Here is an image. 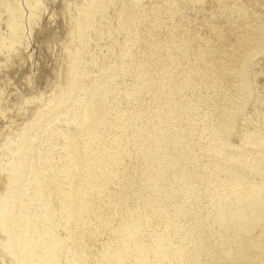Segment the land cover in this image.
<instances>
[{
	"label": "rangeland",
	"instance_id": "374dc122",
	"mask_svg": "<svg viewBox=\"0 0 264 264\" xmlns=\"http://www.w3.org/2000/svg\"><path fill=\"white\" fill-rule=\"evenodd\" d=\"M82 1L41 0L38 12L41 18L32 32L31 46L19 54L13 53L9 60L0 56V163L4 151L10 149L6 143L8 137L17 140L21 125L33 119L70 81L71 53L82 41L75 18L76 7ZM124 7L129 18L127 26L120 22ZM110 13V24L93 32L94 40L86 53L89 61L91 56L96 59L93 71L98 74V68L108 67L117 60V49L120 51L127 44L130 58L127 55L125 61L129 71L123 79L117 77L116 86L128 88L133 96L127 99L125 93L109 92L110 118L115 120L113 110L121 102L124 110L130 111L128 117L143 116L138 117V122L143 118L147 123L155 115L152 120L155 124L140 122L139 126L153 134L157 127L158 136L145 131L146 136L139 137L133 133L137 126H128L132 157L119 144L118 150L112 152L120 156L117 161L120 164L113 166L121 171L119 187L110 184L106 189L103 185V199L100 198L103 194L92 188L88 212L91 218L88 217L86 224L78 225L76 239L70 240L77 251L76 260L87 264H118L119 255L123 254L124 264H135L134 256H128L123 245L118 248L114 245L125 242L129 237L125 226L137 221L149 225L147 229L142 225L138 231L145 244L151 245L161 237L162 245L172 243L176 247L174 260L167 259L166 264H264L261 209L264 175H254L242 162L232 165L233 146H230V142L242 146L247 131H256L254 136L264 135V0H117ZM2 29L5 31L6 27ZM158 100L164 122L156 117ZM232 114L236 116V124L230 133L227 126ZM251 114L254 118L250 119ZM99 127L102 134L107 129L109 138L114 134L110 136L112 125L108 122L99 123ZM165 127L168 138L161 130ZM154 137L184 166L177 164L176 169L165 173L167 192L158 200L162 209L153 214L151 221L146 216L129 218L131 210L137 214L135 210L147 200L148 182L157 178L155 170L141 160L138 162L141 157L134 150V141ZM109 138L106 141L114 145V138ZM77 139L81 143L85 141L79 134ZM54 140L53 136L42 144ZM156 146L157 143L151 148ZM51 148L55 156L53 170L62 183L50 177L48 184L57 195L63 189L68 190L71 183L66 172L73 170L78 178L75 185L80 187V179L85 176L74 167L66 169L62 165L65 160L72 164L71 154L58 144ZM60 154L64 157L62 161ZM95 157L100 165L98 171H104L103 159ZM239 174L241 180L236 179ZM183 178L186 180L182 181ZM6 182L7 175L0 168V195L6 190ZM255 182L262 185V196L252 193ZM118 189L121 191L117 192ZM238 191L242 192L241 196L253 198L252 201H238L234 196ZM243 206L254 209L255 213L239 216L238 209ZM174 224L181 226L180 233L168 228ZM42 229L33 235L40 234ZM45 236L52 238L49 233ZM4 240L0 227V241ZM42 244L40 241L33 248L38 249ZM154 255L152 250L150 256ZM62 260L63 264H76L65 253ZM0 264L26 263L18 261L0 243Z\"/></svg>",
	"mask_w": 264,
	"mask_h": 264
},
{
	"label": "bare ground",
	"instance_id": "6f19581e",
	"mask_svg": "<svg viewBox=\"0 0 264 264\" xmlns=\"http://www.w3.org/2000/svg\"><path fill=\"white\" fill-rule=\"evenodd\" d=\"M40 5L41 0H0V56L9 60L13 57V53L19 54L31 46L32 32L41 18L38 13ZM116 5L117 0H83L76 7L78 13L75 18L78 23V36L82 41L80 47L77 46L71 53L73 62L70 70V81L65 87H61L60 93L56 94L46 107L39 110L33 119L21 125L16 133L19 137L17 140H12L13 137L9 136L6 141L10 149H5L0 163L1 171L7 175L6 190L0 195V227L5 235V240L0 241V243L9 249L18 261H24L26 264L35 262L39 264H63L62 255L64 253L72 263L87 264L76 260L77 251L70 240L76 239L75 229L78 225L80 223L86 224L88 217L91 218L88 212L90 199L93 197L92 188H95L97 193L103 194V185H106V189L110 184L119 187L120 183L117 180H122L118 176L121 171L120 168L114 169L113 166L120 164L117 162L120 156L118 158L117 154L112 152L115 149L118 150V145L122 144L125 146L128 156L132 157L130 150L132 141L129 134L131 128L128 126H137L135 131L133 129V133L139 137L146 136V132L150 136H158L157 127H154L156 134H153L139 126L140 122H143V118L140 122L137 119L142 115L137 114L136 119L133 114L134 119L128 117L130 111H125L121 102H118L117 107L113 110L116 114L115 120L110 118L111 111L107 106L109 92L125 93L127 99H131L133 96L128 88L116 86L117 77L123 79L129 71L125 61L127 55L130 58V54L126 53L127 44L120 51L117 49V60L108 67L98 68V74L93 71L97 64L96 59L91 56L89 61L86 56L93 39V32H97L99 27L110 24V10ZM25 6L28 11H26ZM126 14V7H124L120 14V22L124 26L129 24V18ZM4 27H6L5 31L2 29ZM111 28L112 25L109 26V29ZM250 70H252L251 66ZM122 88H124L123 91ZM160 100H158L156 117L164 122ZM154 117L155 115L150 116L147 123L143 122V124L153 123ZM249 118H254V114H251ZM228 121L227 130L232 133L235 130L236 116L230 115ZM101 122H108L112 125L110 136L113 132L114 134L110 138H114L112 142L114 145H110L106 141L109 138L106 134L107 129L102 134L99 127ZM167 129V127L164 130L161 129L166 138H168ZM223 130L225 131L224 128ZM254 132L256 131H247L243 134V145L240 147L230 142V146H233L231 154L234 158L231 164L235 165L236 162H242L245 164L244 167L250 168L254 175H264V135L254 136L252 135L255 134ZM77 134L84 137V143L77 139ZM51 136H54L56 140L43 145L42 143L48 138H52ZM155 143H157L156 149H152L151 147ZM53 144H58L73 158L72 164L66 160L63 161V167L66 169L74 167L85 176V178L80 179L81 186L76 187L78 178L75 176V172L67 170L68 181L71 184L68 190L63 189L58 195L54 187L48 184L50 177H56V181L62 183V179L58 180V175L53 170V160H55V156L51 153ZM134 144V150L141 157V159H137L138 162L141 160L142 163L151 167V170H155L157 178L148 182L146 185L149 188L147 200L142 202L140 209L135 210L137 214L131 210L129 218L146 216L151 221L153 214H158L160 208L162 209V204L158 200L167 192V190L164 191L165 182H168L165 173L171 168L176 169L177 164L180 166L183 164L182 162L179 163L180 159L175 158L168 147L165 149L164 144L157 137L145 138L144 140L140 138L135 140ZM226 145L229 144L226 143ZM90 155L92 158L88 157ZM95 155L100 156L104 161L105 170H101L102 172L98 171L100 165ZM58 157L60 158L59 161L64 160L63 154ZM60 171L62 172V170ZM92 173L94 175L89 176ZM99 173H101V177H105L104 181H101V177L98 178ZM149 176L151 178V174ZM237 178L241 180V174L237 175ZM184 180L186 178L182 179V181ZM256 184V182L252 184L251 191L254 195L262 196L263 187L259 183L255 187ZM120 191V189L117 190V192ZM239 191L234 192L238 201H252L253 198L241 196L242 192ZM169 193L170 190H168ZM61 196H63V200H61ZM103 197L104 194L100 198L103 199ZM69 198L71 202H69ZM263 204L264 196L261 202L262 212H264ZM81 210L82 212H80ZM149 210L153 213H150ZM248 212L252 216L255 210L247 206L238 209V215L241 217H245ZM142 225L147 226L145 229L149 226L137 221L127 224L125 234L129 237L124 239L123 244H115L114 246L118 248L123 245L127 255L134 256L135 264H166L167 259L168 261L174 260L176 247L172 243L162 245L161 237H158L155 243L147 245L138 237V231ZM169 227L180 233L181 226L179 224L169 225ZM39 228H43L42 232L33 235V232L40 231ZM46 233L51 234L52 238H47ZM185 237L183 235V239ZM44 240L47 243H44ZM40 241L43 243L42 246L34 249L33 246L38 245ZM50 248L53 249L50 250ZM152 250L155 251L153 257L150 256ZM42 253L46 254L38 258ZM122 257L123 254H120L118 264H121V261L124 264Z\"/></svg>",
	"mask_w": 264,
	"mask_h": 264
}]
</instances>
